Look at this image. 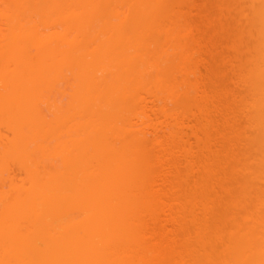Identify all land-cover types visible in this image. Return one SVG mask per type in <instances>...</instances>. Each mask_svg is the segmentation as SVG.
Segmentation results:
<instances>
[{
	"label": "bare ground",
	"instance_id": "obj_1",
	"mask_svg": "<svg viewBox=\"0 0 264 264\" xmlns=\"http://www.w3.org/2000/svg\"><path fill=\"white\" fill-rule=\"evenodd\" d=\"M1 1L9 6L8 12L0 6V17L6 23L2 27L6 29L0 30L5 37L0 45V127L7 131H0V171H7L3 164L12 160L24 179L11 187L6 217L0 218V264H149L151 255L162 257L156 246H142V215L151 194L145 181L148 175L143 172L150 151L144 136L152 133L159 142L156 127L148 131L144 125L142 92L151 94V101L185 99L188 105L190 100L199 112L185 107L175 120L182 123L192 116L198 125L189 127L191 134L197 143H206L201 136L206 132V118L198 107V78L178 82L173 75L187 72L186 61L175 62L172 56L184 48L183 41L194 36L191 28L179 29L180 12L171 7L173 0ZM249 9L251 14L245 16L244 28L243 24L240 27L250 37V45L249 40V46L245 45L248 55H240V47L235 65L239 71L250 61L247 90L253 112L248 117V143L253 152L250 165L246 149L238 147L234 158L237 169L232 176L243 180L240 190L234 188L232 201L240 211L233 224L234 241L223 245V230L216 222L220 215L214 201L217 197L211 199L210 219L208 215L204 228L195 233V239H204L206 246L220 239L218 264L219 260L220 264H264V16L260 12L256 16L257 9L264 11V0H250ZM184 56L182 50L180 57ZM188 68L189 74L196 63ZM62 69H67L65 74ZM62 80L64 89H70L65 90L68 97L55 103ZM47 98L52 106L59 105L50 107ZM48 140H53L50 146ZM42 157L49 159L42 161ZM49 162L52 166L44 164ZM190 164L188 168L193 169ZM249 198L256 209L250 214L244 204ZM203 211L209 214V208ZM223 246L228 256L223 255ZM210 248L206 259L212 263Z\"/></svg>",
	"mask_w": 264,
	"mask_h": 264
},
{
	"label": "rangeland",
	"instance_id": "obj_2",
	"mask_svg": "<svg viewBox=\"0 0 264 264\" xmlns=\"http://www.w3.org/2000/svg\"><path fill=\"white\" fill-rule=\"evenodd\" d=\"M173 2L174 4L171 5V7L173 6L174 9L180 12L179 17L177 18L179 29H182L184 27L186 28V25H188V27L191 28L192 32L194 33L193 34L194 36H189L186 39V41H183L184 48L178 49V52H176V54L172 56L175 62H179L181 61V59H184L186 61L187 72L185 73V71L180 70L173 73V75L174 77H176L175 80L178 82L182 81L183 80L182 78H184L183 81L185 82H187L188 79L194 81L195 78H198L200 84L199 90L197 92V96L199 98V103H200L198 107H200L202 110V112H200L201 117H203V119L204 117L206 118V120H203V123L205 124L203 127L205 128L204 131L206 132L201 136L205 139L206 143L205 144L197 143L196 137H194L191 134L192 127L191 128L189 127L198 125L197 120H194L192 116H189V119L186 118L187 116L185 117V119L183 118L182 123L179 122L178 120L177 121L175 120L176 117L178 116L179 118L183 110H186L187 108L191 109V111H195V112L198 111L197 107L190 100L187 101L189 107L186 104L185 99L184 100L180 99V101H178L176 99H172V98L167 99L163 97L161 100L151 101L152 100L151 97L153 96H150L151 94L148 95L149 93L146 94L142 92V94L144 95L143 97L146 100L142 102L143 104L141 109H143L147 115L145 117V120L147 122L144 125L146 124L148 125L147 127L148 131H152L153 127H156V133L159 136L158 137L159 142H157L156 139H154L152 133H148L144 136L145 138H147V147H150V151L147 156L148 161L143 172H145L146 176L148 175L145 181L148 182L147 186L151 188V194L149 195L145 205L146 211L143 212L145 213L144 217L142 215L143 220H142L141 231L144 237V239L142 237L143 239L142 246L143 244L148 246L154 245L156 246V249H158L159 251L158 254L161 253L163 254V255L161 254L162 257H159L156 254L151 255L152 256L151 260L149 259V261L147 262L149 264L150 263L151 264H206L208 262L206 257L208 255V252H210L211 249L210 247L212 245L213 250H212L211 260L212 263L214 262L213 264L215 263L218 264V257L220 256L219 254L221 253L220 247H222V243L220 239H218L217 241H215L214 239L210 240L209 244L207 243L208 245L206 246V243L203 242L204 239L203 241L202 238L201 239L198 238L199 240L195 239L197 238L195 236V233L198 231L199 228L200 229L204 228L205 222L207 221L206 217L208 215L210 219V206L212 205L211 199L214 200V198L217 197L216 200L214 201H216V203L218 204L217 209L219 211L218 214L220 215L216 217V222H218L219 230H223L222 238L224 239L225 242L223 243V245L226 244L228 245L230 241L231 242L234 241V237H232L234 234L232 235V233L236 229V227H234L233 224L235 223L234 225L236 226L237 223L235 221H237L236 219L240 211H239V206L238 205L235 206V204L233 205L232 201L235 196L234 188L236 187V191L240 190L241 189L240 186L242 184L241 185L239 184L243 182L241 177H238L239 175L237 176V178H240L242 182L240 180L235 179V176L234 178L232 176V173L235 172L233 169L234 168L237 169L236 166L233 167L234 158L236 159L235 156H237L236 151L239 149L238 147H240L243 150L246 149L247 157L249 154V165H250V160L252 161V157L250 156L252 155L251 152H253L250 150L248 143L249 142L248 139L251 134L250 122L248 117L253 112L252 108L249 106V102L251 100L250 92L247 90L248 82L250 81L248 79V76L250 75L249 72L250 69L248 68L250 67V61L248 60L247 63L241 65L239 67L240 68L239 71L236 70L237 65H235L236 63L235 59L237 58L238 50L240 51V47H241L240 55H243L244 53L247 54L245 45H248V40L250 39V37L248 39L245 33L242 31H244L243 28L245 23V16L247 14L248 16H250L251 14V11L249 9L250 0H173ZM2 3L3 4L0 3V6L2 5L4 11L8 12V6H9L7 5L8 2L6 4H4L5 2ZM17 5L20 7L23 6L20 3H18ZM19 10L21 11V9ZM256 12H257L256 14L257 17H258V12L262 13L264 16V11L262 9L259 10L257 9ZM2 21L3 18L0 17V30L6 29V27H4V29L2 28L4 24L6 25V23H4L5 21L4 22ZM241 24H243L242 30H240ZM58 27L60 28V26ZM194 39H196L197 41L195 42ZM63 40L65 39L63 38ZM4 42H5V37L0 35V45L3 44ZM249 45H250V40H249ZM182 50H185L184 58L180 57ZM248 53H252V52L249 51ZM242 58L244 57L242 56ZM249 59H250V55H249ZM192 62L196 63V68L195 70L192 71L194 72V74H192V72L188 74V69H189L188 65H190ZM66 70L62 69V71H64V74ZM62 82H63L62 84H60L61 83L60 82L59 85H57V91H56L57 99L55 97H52L56 99L55 103L58 101L64 102L68 97V96L66 97L65 95V90L68 92V90L70 89L68 90L64 89L66 84L63 86L64 81L62 80ZM52 88L54 87L52 86ZM43 91L46 92V90ZM40 92H42V90ZM52 92H51V96H52ZM18 94L19 93H17V96ZM165 94L166 92H163L161 95L164 96ZM47 95H49V93ZM54 95H56L55 92ZM41 97L45 99V97L43 96ZM70 97L73 96L71 95ZM49 98L52 99L50 96ZM50 99L48 100L50 101ZM51 102L53 101H50V103ZM36 104H39L40 106L39 102H37ZM61 104L63 105L64 103ZM57 105H55V107ZM48 106H50V104ZM50 107H54V105L52 106L51 103ZM40 110H42V108L39 109L38 112ZM56 110L57 108L55 109V111ZM55 111L53 112L55 113ZM41 114L43 116L45 115L44 113ZM46 115L47 117L50 116L49 114ZM51 116L53 117V114ZM1 128L2 126L0 127V129ZM4 130L2 128L0 131L4 134L7 133V131ZM210 133L212 134V137L210 136ZM213 136L215 137V140L217 139L218 141L217 140L215 141ZM210 139L213 140L212 144ZM53 140H51V142ZM215 142L217 143L214 145ZM50 143L48 146H50ZM32 144L30 146H32ZM53 145H56V143H54ZM161 145L162 146L164 145L163 147H165L164 150L162 148L163 151L161 150ZM30 146L28 147L30 148ZM248 148H249V152H248ZM53 150H51V152ZM25 152H27V150ZM56 156L55 158H57ZM20 157L22 156L20 155ZM28 157L31 156L28 155ZM49 157H47V159H49ZM42 158H43L42 161L46 159L45 157ZM53 158H54V154H53ZM29 159L26 160L28 161ZM38 160L37 161L39 163L41 160L40 159ZM49 160L53 161L51 157ZM56 160H54L55 163ZM42 161L41 164H43ZM11 162L7 160L5 164H3L4 168L7 167V171L6 169H4L5 171L3 170L0 171V218L6 217L4 216L5 211L7 210L6 206H8L6 202L8 201L7 199L10 198L8 196V192H10L11 187L18 186L20 183H22L24 179L23 171L21 170L19 171L17 170V167H15L18 164L17 165L15 164L13 166ZM190 163L193 165L192 166L193 169L191 167L188 168ZM44 164L50 165L52 164V162L44 163ZM8 170L10 173L8 174L9 176H7ZM239 170L240 169L238 168V171ZM234 174L235 173H233V175ZM9 182L11 184H9ZM25 183L24 185L27 184ZM221 184H224L223 185L224 188H222L223 186ZM220 185H221V189H220ZM238 185L240 188L239 187L237 188ZM251 199L252 198H249L244 203L248 207V212H247L248 214H250L251 211L253 213V211L255 212L256 210L253 209V206L255 207V205H252ZM165 203L168 204L169 210H168V206H166ZM170 205H171V210H170ZM162 206L163 207L166 206V207L163 208ZM204 208H209V214L204 213L203 211ZM25 220H22V222ZM26 223H28V221ZM221 224H222V229H221ZM23 225L21 224V226ZM231 242L230 244H232ZM166 247L168 249H166ZM205 247L206 250H204ZM226 248L227 247H225L224 250ZM230 249L231 251L233 250L232 248ZM227 250H225L224 252L226 253ZM146 252H150V251H146ZM225 253L223 255H227V253L226 254ZM228 254L230 255V253ZM144 255L145 254H142V256ZM223 255L221 254V256ZM146 258H150V257L148 256ZM223 258L224 257H222V260ZM137 259L139 261L141 260V258L139 259V257L136 258V260ZM128 262L129 261H127V263ZM223 262L224 261H222L221 264ZM210 263L211 262H208L207 264ZM6 264H8V262ZM219 264H220V260H219Z\"/></svg>",
	"mask_w": 264,
	"mask_h": 264
}]
</instances>
